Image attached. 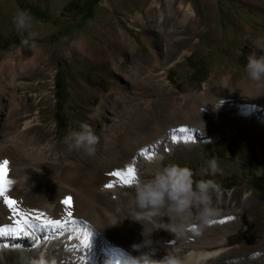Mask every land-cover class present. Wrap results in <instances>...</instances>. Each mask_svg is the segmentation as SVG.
I'll use <instances>...</instances> for the list:
<instances>
[{"label": "rangeland", "instance_id": "obj_1", "mask_svg": "<svg viewBox=\"0 0 264 264\" xmlns=\"http://www.w3.org/2000/svg\"><path fill=\"white\" fill-rule=\"evenodd\" d=\"M167 1L173 3L172 8L166 5ZM188 4L192 8L189 14L185 9ZM21 10H26L32 18L28 32L33 35L27 45L21 43L22 37L28 38L26 34L16 30L12 23L13 15ZM170 10L177 20L185 17L191 25L163 27L171 39L173 32L178 37L172 42L170 54H164L163 42L155 40L156 31L145 33L161 60L157 63L155 55L149 53V47L140 38L143 33L128 26L126 15L138 16L141 25L136 26L142 28L147 26L152 14L157 16L160 11ZM125 32L138 42L133 44L132 51L110 43L116 33ZM74 41L80 47L74 46ZM30 52L42 57L34 65L40 67L34 75L26 73ZM253 53L264 55V0H0V143L5 139L12 143L30 142L42 162L27 160L14 163L9 169L7 162L6 170L16 168L30 177L28 189L48 188L56 194L74 192L70 182L90 169H100L104 175H110L105 150L102 151L105 140L110 137V128L135 127L145 113L154 114L155 110L162 114L160 123L180 119L185 110L191 109L180 98L182 93L201 91L205 83L212 93L229 81L234 87L241 81H249L244 66ZM10 76L17 82L28 81L29 85L18 83L17 90L22 92L16 95L9 83ZM129 79L154 82L157 87L145 90L144 95L149 97V103L154 98L161 105L152 108L149 103L148 107L138 104V110L126 109V102L118 97L135 91ZM117 100L122 104L108 110ZM103 104L106 108H102ZM178 105H181L180 115L169 113ZM100 114L105 116L101 122ZM233 116L228 115L229 129L210 120V116L197 119L195 126L199 130L189 136L194 146L185 147L180 142L178 147L169 145L168 151L163 148L160 150L165 157L162 167L176 163L191 169L194 181L212 179L221 188L219 197L213 195L212 207L227 202L229 207L235 208V205L244 212L242 227L237 228L244 230L226 237V244L231 247L227 250L230 260L214 264H264V249L257 256L242 250L257 238H264V130L254 136L249 129L250 120ZM118 118L121 120L113 125ZM95 119L99 122L94 124ZM208 120L212 122L209 126ZM25 121L29 122L27 129H23ZM81 123L88 124L97 137L92 156L82 150H69L62 141L67 131L79 130ZM152 129L148 127L146 131ZM3 151L0 145V165L5 162ZM209 159L216 160L218 171L202 176L200 170L207 168ZM137 167L135 173L148 172L142 161ZM116 190H120V185H116ZM132 192L127 188L122 191L121 218L134 227L133 222L137 221L130 219ZM32 235L34 240L27 239V243L0 242L4 247V251L0 250V264H28L29 253L40 245L38 236ZM8 247H17L23 253L16 255L7 251Z\"/></svg>", "mask_w": 264, "mask_h": 264}, {"label": "bare ground", "instance_id": "obj_2", "mask_svg": "<svg viewBox=\"0 0 264 264\" xmlns=\"http://www.w3.org/2000/svg\"><path fill=\"white\" fill-rule=\"evenodd\" d=\"M167 4L169 8L173 7V3H170V1H167L166 5ZM156 7H158V4H156ZM185 9L188 14L192 12V8L189 4L186 5ZM151 17L152 19L149 20L147 26H143L142 28L136 26L140 24L138 16L126 15V22L128 26L133 28L137 33H143L140 34V38L143 43L149 47V53L155 55V57L157 55L153 50L154 48L152 49V42L145 33L156 31L155 40L158 39L160 42H163L162 51L166 54V52L169 53L173 51L171 47L172 42H175L178 37H175L176 32H173V39H171V36L163 27H165V25L183 24L188 28L191 25V21H187L185 17L177 20L176 14L171 10L168 13L160 11L157 16L152 14ZM114 36L115 39H110V43L114 44L117 48L124 46L132 51L134 49L133 44L138 43L134 36L126 32L124 34L116 33ZM27 57L29 60V68L27 67L26 73L28 75H34L38 69H40V67L34 65H37L42 57L40 54H37V52H30ZM155 61L157 63L161 62L158 57H156ZM10 77L9 83L12 84L16 95L22 92L17 90V88H19L17 87L18 83L23 86L25 84L29 85L28 81L17 82L13 80V76ZM128 81L135 91H132V94H129L130 92L119 94L120 97H118L124 100V104L126 102V109L130 107L138 110V104H147L148 107L149 97H146L144 92L147 89L156 88L157 85L154 82L149 83L143 80L138 82L129 79ZM229 83L230 81L226 86L223 85L219 90L216 89L212 93H210L211 88L207 87L206 83L203 84L201 91L182 93L180 98L186 101L185 104H187V106L190 105L191 109L185 110V115L181 116L178 120L173 119L160 123L158 120H160L159 118L162 114L160 115V112L155 110L154 112L156 115L155 113L150 115L145 113V117L142 121L137 123L135 127H130L129 125L126 127L121 126L120 128L118 126H113L108 130L110 137L105 140L106 145L102 150H105L104 153L107 157L106 166L108 167V171H122L129 165L135 169L138 168L137 163L139 164L141 161L142 165L146 166L148 169L146 174L141 173V171L135 173V180L129 185L123 183L124 177L104 175V172H100V169H96V171L90 169V171L83 176L70 174L76 176L75 180L71 179L73 182H70L72 183L70 186L73 187L74 192L68 191L67 194H56L55 192H50L48 188L39 187L38 189H28L27 186L30 182L29 179L31 180L30 177L24 176V173L16 168L9 171L6 170L7 179L11 181V183L7 185L10 197L13 198V196L18 195V197H16V207L24 212H43L46 218H59L61 219L62 226L59 229H40L39 222L33 219L31 220V224L36 227L28 228L29 234L27 236L0 237V242L23 241L27 243V239L28 241L34 240L33 237H31L33 236L32 234H34L35 238L38 236L40 245L29 253V259H35L43 255L51 264H123L124 259L128 255H138V252L133 250L131 245L133 243H140L145 237L139 234V232H142L139 222H133V224H135L133 227L131 226V222L121 218V203L124 199L122 191L126 188L133 190L134 182L137 179H140L142 176H148L149 174L152 175L155 171L163 168L162 163L165 157L160 154V150L166 148L168 151L169 145L178 147L180 142L183 143L184 145H182L185 147L192 146L193 140H191L189 136L197 134L199 128L196 127L195 124H197V119L203 116H210V120L215 121L218 125H224L229 129L228 123L231 119L228 118V115L232 114L234 115L233 117L241 118L242 120H250L251 124H249V129L254 136L259 135V130H264V80L259 82L250 80L241 81L240 83L237 82L239 83L238 87L231 86ZM19 96L21 97V95ZM120 104L122 103L117 100L108 107V110L112 111V108ZM149 104L152 108L161 105V103L154 98L150 100ZM103 107L106 108L104 104L102 105V108ZM180 110L181 105H178L175 109H171L169 113L174 115L175 112H178L176 115L178 116L180 112H182ZM16 112L19 111L17 110ZM221 113L225 114L222 116ZM100 117V122L105 119L104 115L100 114ZM118 120L121 119H115L113 125ZM210 120H208V126L212 123ZM233 121H235V119ZM98 122L99 119H95L93 123L95 124ZM150 123H152V125ZM23 125V129L30 127L28 121H25ZM148 127H153V129L150 132L146 131ZM181 128H186L187 131L181 133L179 131ZM169 134L170 137H168ZM173 136L177 137L176 142H173ZM1 143L0 145H2L4 149L5 161L9 163V165H7L8 169L14 163L20 164L27 160H38V162L42 163L39 161L41 160L39 153H37L36 150L33 151L34 148L30 142L26 144H22L21 141L12 143L5 139L3 143ZM141 149H146L148 152L153 153L152 158L150 160L145 159V157L141 155ZM160 158L162 159L160 160ZM139 160L140 162H137ZM72 176L70 178H72ZM106 184H111L113 186L108 188L105 187ZM116 185H120V190H116ZM65 197L71 198V205L60 203ZM229 205L230 204H227V202L218 204L215 208L217 210V215L213 218L212 222L207 225H201L196 219L197 210L191 209L187 228L184 234L178 237H174L165 230L154 229L152 224L143 221L144 234L147 236L150 233L147 238L151 240V247L155 250L153 258L159 259L165 252L172 251L181 258L183 264H209L207 261H211V264L219 261L228 262L231 255H228L229 253H227V250L231 247L229 248V246H227L226 237L232 233L244 230V228L237 229L242 227L241 223L244 212H242L241 209L238 210L235 205L233 206L235 208L229 207ZM67 211L72 212V220L74 222L65 223L69 220L66 214ZM2 214H5V216L2 217ZM11 215L7 207L3 204L2 199H0V226L10 227ZM6 217L8 219H5ZM228 217H231V219H227ZM163 219L166 221V217ZM85 231L92 234L89 239L88 247L85 249L83 247H74L79 243V239L82 238V234ZM43 235L47 237L46 240L41 237ZM263 249V236L257 238L248 248H242L246 254L254 253L256 256L258 255L257 252H261ZM0 250L4 251V247L0 246ZM7 251H11L16 255L23 253L17 247H8ZM224 253H226V255H223ZM239 253L240 251H238L237 254ZM256 256H254L255 259ZM212 257L213 260L211 259Z\"/></svg>", "mask_w": 264, "mask_h": 264}, {"label": "clouds", "instance_id": "obj_3", "mask_svg": "<svg viewBox=\"0 0 264 264\" xmlns=\"http://www.w3.org/2000/svg\"><path fill=\"white\" fill-rule=\"evenodd\" d=\"M31 20V15L26 10L18 11L12 17L14 28L28 37L21 38V43L25 45L29 43L33 35L28 32ZM73 44L80 47L78 42L74 41ZM244 71L250 81L264 80V55L250 54ZM62 141L69 150H82L87 156H92L96 151L97 137L86 123H81L79 130L67 131ZM206 163L207 168L201 169L200 174L202 176L216 174L218 171L216 160L209 159ZM220 192V185L212 179L194 181L191 169L171 163L155 171L149 178L137 179L134 182L130 197V219L139 223L141 221L150 223L154 229H162L178 237L183 235L187 228L191 209L197 210L196 219L201 225L212 222L217 215V210L212 207V198L213 195L219 197ZM165 217L167 221L163 219ZM141 235L145 238L140 243L131 245L138 255H128L123 264H183L181 258L172 251L165 252L159 259L153 258L155 250L151 247V240L147 238L148 235L145 236L144 230ZM28 264H51V262L40 255L38 258L29 260Z\"/></svg>", "mask_w": 264, "mask_h": 264}, {"label": "snow or ice", "instance_id": "obj_4", "mask_svg": "<svg viewBox=\"0 0 264 264\" xmlns=\"http://www.w3.org/2000/svg\"><path fill=\"white\" fill-rule=\"evenodd\" d=\"M181 133H184L187 131L186 128L179 129ZM173 142H176L177 137H172ZM141 155L145 157V159H151L153 156V153L148 152L146 149H141ZM6 164L5 161L4 164L0 165V199H2L3 204L7 207V210L12 214L10 217V227H4L0 226V237H6V236H27L28 228L30 227H36L35 225L31 224V220H36L39 222V228H49V229H59L61 224V219L59 218H46L43 212H33L28 211L24 212L21 211L17 205V201L12 199L10 197V193L8 192L7 185L11 183L10 180L7 179L6 176ZM111 176L116 177H124L123 183L126 185L131 184L135 180V169L131 165H129L127 168L123 169L122 171H116L111 172ZM113 185L106 184L105 187L111 188ZM64 205H71V198L65 197L64 200L60 202ZM67 216L69 217V220L65 223H72L74 222L72 220V212L67 211ZM227 219H231V217H228ZM91 233L85 231L82 234V238L79 239V243L75 245L76 248L83 247L84 249L88 247L89 245V239L91 237ZM71 239V237H70Z\"/></svg>", "mask_w": 264, "mask_h": 264}]
</instances>
